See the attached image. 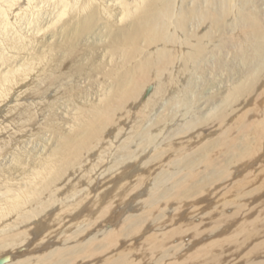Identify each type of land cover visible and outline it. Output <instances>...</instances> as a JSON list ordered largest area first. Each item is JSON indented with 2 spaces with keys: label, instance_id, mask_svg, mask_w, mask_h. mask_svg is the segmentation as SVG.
<instances>
[{
  "label": "bare ground",
  "instance_id": "6f19581e",
  "mask_svg": "<svg viewBox=\"0 0 264 264\" xmlns=\"http://www.w3.org/2000/svg\"><path fill=\"white\" fill-rule=\"evenodd\" d=\"M177 1L0 0V264H264V0Z\"/></svg>",
  "mask_w": 264,
  "mask_h": 264
},
{
  "label": "rangeland",
  "instance_id": "374dc122",
  "mask_svg": "<svg viewBox=\"0 0 264 264\" xmlns=\"http://www.w3.org/2000/svg\"><path fill=\"white\" fill-rule=\"evenodd\" d=\"M180 3V2H179ZM178 3V1L176 0V6H180L181 5V3L179 4ZM172 16H174V17H172ZM165 19H167L166 21H165ZM173 19V20H172ZM229 19V20H228ZM225 18V21H226V23L228 24V23H232L233 21H234V18L233 17H229V18ZM233 19V20H232ZM175 13H173V15L171 14V16L169 17V18H164V21H165V23H167V24H165L167 27H168V24H170L171 26H169L168 27V29H167V31H169V32H173L172 31V29L174 28L173 26L174 25H172V23L173 24H175ZM168 21H169V23H168ZM164 23V22H163ZM208 23V22H207ZM210 24V23H209ZM207 25V26H206ZM191 26V24H189L188 25V27L189 28H187V29H185V30H177L176 32H177V37H179V39L181 40H183L184 42H187L188 43V41H190V43H191V45H190V43H188V45H187V43L185 44V46L182 48V51L183 52H185V53H187V52H192L193 51V47H192V44L194 43V42H198L197 40H194L195 38H193V39H188V38H186V37H189L188 35H192V32L194 33V34H198L199 32H202V31H205V30H209V28H210V26L211 25H208V24H204L202 27L200 26V28H199V30L197 31V29L196 30H194V28H191L190 27ZM192 27H194L193 26V24H192ZM204 27V28H203ZM190 29V30H189ZM194 31H196V32H194ZM189 32V33H188ZM225 32H226V30H225ZM179 33V34H178ZM184 33V34H183ZM227 33H229V34H231L230 32H228L227 31ZM183 36V38H182V36ZM186 37H185V36ZM106 38V37H105ZM107 38H109V37H107ZM186 38V39H185ZM188 39V40H187ZM192 40V41H191ZM193 40H194V42H193ZM107 41L105 40V43H106ZM201 43V42H200ZM202 44L205 46L206 44H207V42H202ZM217 44V43H216ZM168 45H170V44H168ZM189 45H190V47H189ZM208 45H209V48H212L211 46H213V43H208ZM96 46H100V45H96ZM95 46V47H96ZM163 47V45H161V44H158V46L157 47H159V49L160 48H162ZM145 47V48H144ZM157 47H150V46H147V45H142V47H140L141 48V50H139L138 51V55H137V58H136V60H135V62L133 61V63L132 62H130L129 63V65H131V64H133V65H131V66H134L135 65V63H136V61L137 60H141V59H145L147 56H149V55H151V53H152V55H153V53L156 51V48ZM164 47H167L168 49H175V47H172L171 45L170 46H164ZM206 47V46H205ZM97 48V47H96ZM148 48V49H147ZM191 48V49H190ZM190 49V50H189ZM96 50V49H95ZM192 50V51H191ZM144 51V52H143ZM182 52V53H183ZM141 54V55H140ZM213 55V54H212ZM179 56V58L181 59V54L180 55H178ZM94 57V59H95V56H93ZM205 57H207V56H204V58L203 59H208V58H205ZM213 57H215V55H213ZM217 57V56H216ZM179 58H177V60H179ZM88 62L90 61V63H88V64H91V62L94 60L93 58H89L88 57ZM95 61V60H94ZM106 61V60H105ZM203 61V60H202ZM182 62V61H181ZM126 67H127V65H126V63L123 65L122 64V66L118 69V72L119 71H123V70H126ZM66 68H68V67H66V66H64V69H66ZM122 68V69H121ZM117 72V70H116V73H118ZM77 75H75L74 77H72V79L70 80V84H74L76 81H77V78H79V76H77ZM68 81L69 80H67V84H69L68 83ZM148 86H153V84H148L147 86H146V88H145V90L147 89V87ZM152 91V90H151ZM50 100H52V99H50ZM157 132H159V130H157ZM167 133V132H166ZM165 133V134H166ZM217 133V132H216ZM164 134V130H163V132L160 134V136H158V138H162L161 137V135H163ZM164 134V135H165ZM159 135V134H158ZM157 138V139H158ZM85 165H88L87 163L85 164ZM161 169H159V171H160ZM158 170H156V172H159ZM264 189L262 190V192L261 193H259V194H255L256 195V197H255V195L253 196V197H251L250 198V202L249 201H247V204H249V203H251V204H249V206L248 205H246L245 207H252V211H258L259 209V207H260V197L261 198H264ZM259 198V199H258ZM212 199V198H211ZM210 199V200H211ZM215 199H213V201H214ZM259 200V201H258ZM211 202H212V200H211ZM254 202V203H253ZM256 203V204H255ZM212 204H213V202L212 203H210V204H208L207 206H206V209L207 208H209V207H211L212 206ZM254 204V205H253ZM214 205V204H213ZM254 209V210H253ZM248 210V208H245V209H243L242 210V213L243 212H245V211H247ZM254 211V212H255ZM188 218H189V216H188ZM193 218V217H192ZM194 220H195V222L197 221H200L201 220V215H197V217H195L194 218ZM230 233V232H229ZM262 238V239H261ZM260 240H264V235L263 236H261L260 238L259 237H257V238H255V242H257V241H260ZM254 242V243H255ZM250 245H251V243H250ZM242 251L243 250H241V253H242ZM240 253V252H239ZM239 255H241V254H239ZM258 258H260V257H258ZM239 264H244L243 262H242V260L239 262Z\"/></svg>",
  "mask_w": 264,
  "mask_h": 264
},
{
  "label": "water",
  "instance_id": "95a60500",
  "mask_svg": "<svg viewBox=\"0 0 264 264\" xmlns=\"http://www.w3.org/2000/svg\"><path fill=\"white\" fill-rule=\"evenodd\" d=\"M148 92H149V88H147L145 94H147ZM2 262H3V259L1 258L0 263H2Z\"/></svg>",
  "mask_w": 264,
  "mask_h": 264
}]
</instances>
